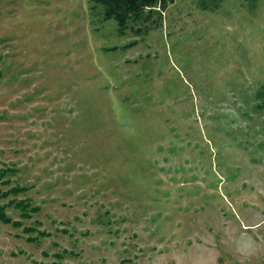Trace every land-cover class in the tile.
I'll return each mask as SVG.
<instances>
[{"label":"rangeland","instance_id":"rangeland-1","mask_svg":"<svg viewBox=\"0 0 264 264\" xmlns=\"http://www.w3.org/2000/svg\"><path fill=\"white\" fill-rule=\"evenodd\" d=\"M252 1L175 0L137 36L89 0H0V167L28 188L2 204L39 208H8L0 264H264Z\"/></svg>","mask_w":264,"mask_h":264},{"label":"trees","instance_id":"trees-1","mask_svg":"<svg viewBox=\"0 0 264 264\" xmlns=\"http://www.w3.org/2000/svg\"><path fill=\"white\" fill-rule=\"evenodd\" d=\"M94 8L100 6L103 9L104 20H115L118 24V31L120 35H125L132 30L137 36L147 35L154 27L161 26L163 14L168 8L174 4L175 0H89ZM221 0H210L211 4H202L205 10L215 11L219 8ZM257 0L252 1L251 9L255 8ZM143 23L144 27H133L134 24ZM1 61V56H0ZM0 74V79H1ZM259 100L258 107L264 106V86L257 92ZM15 170L12 168L0 167V221L4 224H10L16 228L22 227V222L13 221L7 214L9 207L19 209L22 214L21 217L28 219L33 213L39 211V208L32 207L29 201H19L13 199L8 204H2L3 200H7L10 196H19L24 194L28 188L19 185L12 186V176ZM9 188L5 190L4 188ZM31 228H25V232L31 233ZM44 235V233H42ZM29 241H36V239L29 238Z\"/></svg>","mask_w":264,"mask_h":264}]
</instances>
